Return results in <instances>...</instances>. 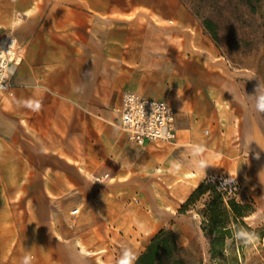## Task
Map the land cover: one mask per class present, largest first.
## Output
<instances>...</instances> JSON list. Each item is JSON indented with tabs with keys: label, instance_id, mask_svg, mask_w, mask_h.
I'll return each mask as SVG.
<instances>
[{
	"label": "crops",
	"instance_id": "obj_1",
	"mask_svg": "<svg viewBox=\"0 0 264 264\" xmlns=\"http://www.w3.org/2000/svg\"><path fill=\"white\" fill-rule=\"evenodd\" d=\"M5 33L27 53L14 95L0 90V264L37 249L49 264H120L130 250L133 264L157 230L182 232L193 212L178 209L211 177L235 180L264 224L262 121L180 0H0ZM124 92L170 105L175 139L132 143ZM72 204L70 242L88 258L62 238Z\"/></svg>",
	"mask_w": 264,
	"mask_h": 264
},
{
	"label": "rangeland",
	"instance_id": "obj_2",
	"mask_svg": "<svg viewBox=\"0 0 264 264\" xmlns=\"http://www.w3.org/2000/svg\"><path fill=\"white\" fill-rule=\"evenodd\" d=\"M180 1L188 10L191 20L205 27L207 35L218 50L224 68L238 83L239 93L253 113L261 119L264 127V112L257 108L260 98H264V0ZM205 23H209L210 29H207ZM237 191H224L225 199L236 198ZM207 199L208 193L196 201L194 208L191 209L193 213L181 218L182 232H179V228H176V233L172 230L182 249L185 264H264L263 237L259 234L264 224L254 226L247 218L244 221L252 231L243 230L240 234L235 231L233 238L226 239L222 251L211 257L209 238L200 230L198 215ZM75 207L79 208L77 215L71 214ZM81 214L82 207L78 204L70 205L67 213L63 214L62 229L63 232L66 231L62 237L64 240L71 241L68 233L80 224ZM158 215L165 217L161 212H158ZM37 243L38 238L31 239V245ZM69 244L71 251L78 248L83 257L92 256L90 253L92 249H87L79 242L76 243L77 246L71 242ZM37 251L29 255H15L14 264H23V257L26 256L33 258L30 264H49L53 260L52 255ZM61 257L67 262L70 257L69 251L63 249Z\"/></svg>",
	"mask_w": 264,
	"mask_h": 264
},
{
	"label": "trees",
	"instance_id": "obj_3",
	"mask_svg": "<svg viewBox=\"0 0 264 264\" xmlns=\"http://www.w3.org/2000/svg\"><path fill=\"white\" fill-rule=\"evenodd\" d=\"M208 25L209 23H205L207 29H210ZM223 179L225 178L220 181L212 177L206 179L178 209V213H186L194 208L196 201L208 193V199L198 215L200 230L209 238L211 257L222 251L226 239L233 238L235 231L239 234L243 230L252 231L244 219L254 212V203H241L236 198L226 200L224 188L228 186L223 185ZM259 234L261 237L264 236V228ZM133 264H185V260L174 232L169 228H161L148 238L144 250Z\"/></svg>",
	"mask_w": 264,
	"mask_h": 264
},
{
	"label": "built area",
	"instance_id": "obj_4",
	"mask_svg": "<svg viewBox=\"0 0 264 264\" xmlns=\"http://www.w3.org/2000/svg\"><path fill=\"white\" fill-rule=\"evenodd\" d=\"M26 53V46L13 34L0 36V90L10 97L14 95V80ZM115 109L120 128L135 145L142 147L154 141L175 139V111L166 102L124 92ZM215 179L220 181L222 178ZM223 185L228 186L224 188L226 191L238 189L235 180L223 179ZM71 214H79V208H73Z\"/></svg>",
	"mask_w": 264,
	"mask_h": 264
},
{
	"label": "clouds",
	"instance_id": "obj_5",
	"mask_svg": "<svg viewBox=\"0 0 264 264\" xmlns=\"http://www.w3.org/2000/svg\"><path fill=\"white\" fill-rule=\"evenodd\" d=\"M38 107V105H37ZM259 111L264 112V98H260V101L257 104ZM243 235V234H242ZM33 258L31 256H26L24 258L23 264H30ZM135 259L134 254L130 250L124 252L123 258L120 261V264H132V261Z\"/></svg>",
	"mask_w": 264,
	"mask_h": 264
}]
</instances>
